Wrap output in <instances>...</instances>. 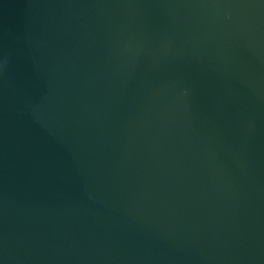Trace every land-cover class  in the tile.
Returning a JSON list of instances; mask_svg holds the SVG:
<instances>
[{
	"label": "water",
	"instance_id": "water-1",
	"mask_svg": "<svg viewBox=\"0 0 264 264\" xmlns=\"http://www.w3.org/2000/svg\"><path fill=\"white\" fill-rule=\"evenodd\" d=\"M0 264H264V0H0Z\"/></svg>",
	"mask_w": 264,
	"mask_h": 264
}]
</instances>
